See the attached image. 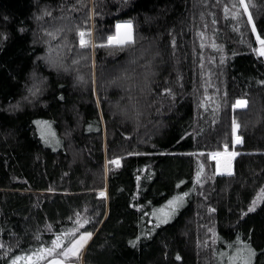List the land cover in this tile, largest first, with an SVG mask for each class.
<instances>
[{"label": "trees", "instance_id": "1", "mask_svg": "<svg viewBox=\"0 0 264 264\" xmlns=\"http://www.w3.org/2000/svg\"><path fill=\"white\" fill-rule=\"evenodd\" d=\"M84 2L89 8L98 4L96 11L105 13L95 17L100 31L118 18L133 19L136 44L111 54L98 48L94 65L81 60L70 71L58 72L37 59L47 52L43 29L67 26L72 14L83 17L88 8L69 14L75 0H0V238L12 247L6 255L0 249V264L34 245L37 229L49 240L53 234L45 225L52 224L53 231L70 227L73 221L67 218L74 212L85 219L94 216L86 225H95V232L81 264H218V251H227L238 235L264 249V202L257 199L264 187V85L259 83L264 59L245 42L254 34L241 28L242 37L225 19L221 5L228 0L221 5L208 0L207 6L203 0ZM251 2L258 24L264 22V0ZM45 8L51 16H42ZM213 14L219 21L215 25ZM66 34L78 40L75 31ZM213 41L221 48L213 49ZM77 51L73 47L68 53L69 64ZM133 57L139 65L151 61L154 72L153 92L135 90L143 113L138 124L117 108L127 103L123 88L110 84ZM139 65L132 66L143 72ZM33 71L48 78L47 87L37 98L24 100ZM78 75L86 83L78 82ZM169 86L174 99L163 94ZM205 91L212 97L208 111L202 107ZM224 92L227 102L216 110L214 102ZM241 96L248 107L234 113L231 103ZM233 115L242 125V146L232 143ZM37 120L50 121L62 143H45ZM224 141L239 153L233 175H218L210 156ZM197 151L204 156L190 155ZM116 156L121 164L108 174L106 161ZM200 162L206 182L197 192L203 195L191 193L167 224L155 227L151 212L195 185ZM101 189L107 198L99 195ZM253 200L257 207L247 212ZM209 228L223 240L214 242ZM256 264H264V256L258 255Z\"/></svg>", "mask_w": 264, "mask_h": 264}, {"label": "snow or ice", "instance_id": "2", "mask_svg": "<svg viewBox=\"0 0 264 264\" xmlns=\"http://www.w3.org/2000/svg\"><path fill=\"white\" fill-rule=\"evenodd\" d=\"M207 6L208 0H203ZM218 5H221V0H216ZM79 5V7H78ZM124 4H121L123 7ZM225 19H231L233 28L240 32L241 36H244V32L241 28L247 29L251 34H254V40L249 39L245 41L248 44L249 49L256 53L258 57H264V22L258 24L256 14L253 12L255 5L251 0H228V3L221 5ZM98 4L92 3L91 7L84 2V0H75V3L68 5L70 13L81 11L83 8H88V12L84 17H79L82 23L74 24L72 28H68L61 24L58 26H52L50 28L43 29L45 39L43 42L47 45V52L43 57H37L38 60H44L49 67L55 68L58 72L63 69L65 72L71 70L72 65H78L81 60H89L91 64H95L94 55L98 48H103L109 51L111 54L113 51H122L125 48H132L136 44V33L133 19H119L117 22L110 26L106 31H100L97 29L95 17L103 16L104 12H97L96 8ZM63 7L61 12H63ZM51 16L52 12L45 8L42 16ZM42 16L40 18H42ZM60 19H64L63 16ZM201 20L204 21L203 27L207 28L208 24L205 20V16L201 14ZM212 23L215 25L219 23L215 19L213 14ZM250 25V28L248 27ZM75 31L78 37L77 41H70L66 33ZM201 36V47H204V39L206 38L203 31L199 32ZM175 46V40L172 41ZM256 45V46H253ZM73 47L78 49L77 54L72 57L71 64L67 62L68 53ZM213 49H220L221 46L217 45L214 41L211 44ZM79 50H85L81 52ZM225 59L224 56L220 57L221 62ZM132 65H139V59L133 57L129 61V67L121 69L120 73L110 81V84H114L117 87H122L126 97L127 103L123 106L117 104V108L120 109L123 115L128 119H133L137 124L139 123L140 116L143 114L139 111V99L136 95V89L146 94L154 91L152 89V82L150 77L154 75L151 67V61H146L143 65H139L143 68V72H138ZM202 66V65H201ZM79 69H77V72ZM138 77H142L143 87H140L141 81ZM33 83L27 88L28 96H25L24 100L34 99L43 94V91L47 87V77L38 75L36 71L31 74ZM77 80L80 83H86L83 75H78ZM94 83V81H92ZM261 85H264V80L259 81ZM207 88V84L205 85ZM219 95V90H217ZM163 94L175 98V93L172 88L164 87ZM159 95V93H158ZM207 97V102L202 104L205 111H208V105L212 102V97L208 95L207 91L203 94ZM227 97V93L224 92L220 99L214 102V108L218 110L222 103L227 101L224 99ZM63 99V97H61ZM101 97L97 96V103H99ZM248 99L243 96L235 98L231 103V108L235 113L237 109H246L248 107ZM20 104H16L13 108H19ZM214 122V121H213ZM35 123L40 126L41 137L45 140V143L54 145H60L62 141L56 136V132L51 128L50 121L37 120ZM242 125L238 118L233 115L231 123V131L234 136V144H242L244 137L240 134ZM130 138V137H129ZM128 155L139 154L128 152ZM190 155L203 157L202 151L192 152ZM239 153L235 150H230V142L224 141L222 148L217 147L216 150L210 152L211 159L216 161L215 170L216 173L233 175V160ZM109 164H115L120 166L121 157L116 156L112 160L108 161ZM107 168V165L105 166ZM205 164L200 162L195 172V185L190 188L189 191H182L178 195L172 197L167 201V204L163 208L154 209L151 215L156 217L155 227H159L161 224H167L187 203V198L191 193L196 192L198 195H203L202 192H197V186L203 188L205 180L204 173ZM184 183V181H181ZM99 195L103 198H107L106 189H101ZM207 199V197H205ZM260 202H264V187L260 188V196L257 198ZM143 207L142 205L140 206ZM257 207V200H253L248 206L247 212L255 211ZM211 211H216L215 208H211ZM247 212L244 215H247ZM73 221L70 227L60 226L53 231V225H45V229L53 234V238L44 240L42 238V231L37 229V232L33 234V239L37 242L29 248L21 249L19 254H16L10 258L9 264H81L82 253L87 247L89 241L92 239L95 232V225L91 229L86 227L94 216L88 218H82L78 212H74L73 216L67 218ZM154 230V229H153ZM147 235L151 234V231ZM209 232L213 233V239L215 241L223 240V237L219 233L215 232L214 228H209ZM2 237V233H0ZM139 242V237L136 241L130 243L135 246ZM19 241H17V246ZM228 250H219L217 253L218 264H256V257L258 255L264 256V249H257L252 246L249 240L241 239L238 235L235 242H228ZM0 249H4V255L11 252L12 247L9 245L6 248L5 242L0 238ZM180 259V257H177Z\"/></svg>", "mask_w": 264, "mask_h": 264}, {"label": "rangeland", "instance_id": "3", "mask_svg": "<svg viewBox=\"0 0 264 264\" xmlns=\"http://www.w3.org/2000/svg\"><path fill=\"white\" fill-rule=\"evenodd\" d=\"M84 17V16H83ZM72 18H74V20H71ZM79 17H76V15L75 16H73V14H72V16H71V18H70V21L68 20V21H66L67 23H68V25L66 26V27H68V28H72L73 27V24H77V22L78 23H82V21L80 20V19H78ZM263 59H264V57H262ZM237 145V144H236ZM235 159V158H234ZM110 159H108L107 161H106V165H107V173L109 174V172L112 170V169H114L115 168V164H109L108 163V161H109ZM215 163H216V161H215ZM117 167V166H116ZM218 175H220L219 173H217ZM86 249V248H85ZM85 252V251H84Z\"/></svg>", "mask_w": 264, "mask_h": 264}, {"label": "bare ground", "instance_id": "4", "mask_svg": "<svg viewBox=\"0 0 264 264\" xmlns=\"http://www.w3.org/2000/svg\"><path fill=\"white\" fill-rule=\"evenodd\" d=\"M243 144V143H242ZM242 144H239V146H242ZM215 161V160H214ZM233 165H234V160H233ZM220 174V173H219ZM220 175H228V174H220Z\"/></svg>", "mask_w": 264, "mask_h": 264}, {"label": "water", "instance_id": "5", "mask_svg": "<svg viewBox=\"0 0 264 264\" xmlns=\"http://www.w3.org/2000/svg\"><path fill=\"white\" fill-rule=\"evenodd\" d=\"M237 145H239V144H237Z\"/></svg>", "mask_w": 264, "mask_h": 264}]
</instances>
